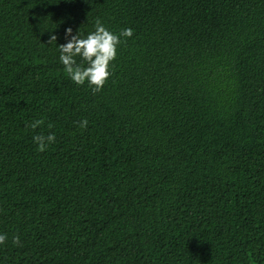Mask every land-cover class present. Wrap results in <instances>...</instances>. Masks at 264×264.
Returning <instances> with one entry per match:
<instances>
[{
  "label": "trees",
  "instance_id": "trees-1",
  "mask_svg": "<svg viewBox=\"0 0 264 264\" xmlns=\"http://www.w3.org/2000/svg\"><path fill=\"white\" fill-rule=\"evenodd\" d=\"M97 18L134 35L93 93L58 45ZM0 235V264H264V0H0Z\"/></svg>",
  "mask_w": 264,
  "mask_h": 264
},
{
  "label": "clouds",
  "instance_id": "clouds-1",
  "mask_svg": "<svg viewBox=\"0 0 264 264\" xmlns=\"http://www.w3.org/2000/svg\"><path fill=\"white\" fill-rule=\"evenodd\" d=\"M133 35L132 28H125L118 35L114 34L102 24L99 18L95 22V30L89 33L86 38L82 37L80 30L78 34L73 35V29L67 28L65 39L68 42L58 45L59 59L64 66L65 73L77 85H84L87 82L93 93L100 92L112 75L110 68L117 57L118 46L126 43L127 38H131ZM121 37L125 39L122 40ZM57 40L58 37L52 34L47 44L55 43L57 45ZM76 57H80L87 66L82 63L78 64ZM78 123L80 128L87 129V119ZM43 124L42 119H37L28 126L35 130ZM48 127L51 128L52 125L49 124ZM33 139L38 145V151L44 152L49 144L55 142L56 137L54 133L47 136L39 134ZM6 239V235H0V244H3ZM13 244L20 245L19 236L13 238Z\"/></svg>",
  "mask_w": 264,
  "mask_h": 264
}]
</instances>
